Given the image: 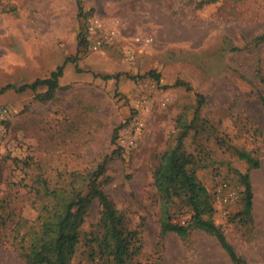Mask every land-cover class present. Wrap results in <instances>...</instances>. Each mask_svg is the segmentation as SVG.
Segmentation results:
<instances>
[{
    "label": "rangeland",
    "instance_id": "374dc122",
    "mask_svg": "<svg viewBox=\"0 0 264 264\" xmlns=\"http://www.w3.org/2000/svg\"><path fill=\"white\" fill-rule=\"evenodd\" d=\"M206 1L82 0L79 14L75 0H0V88L46 78L76 55L51 98H42L46 87L0 94V264H55L50 226L77 195L85 199L66 226L80 240L70 264H101L81 240L103 212L87 188L100 166L98 187L137 231L130 264H232L197 228L189 226L185 239L162 232L152 175L181 123L191 125L183 150L202 185L212 195L226 182L238 194L226 205L213 203L215 224L246 264H264V42L255 40L264 33V0ZM91 16L103 32H115L96 51L90 39L78 47ZM178 80L190 90L171 87ZM135 120L142 125L136 146L117 147L116 134ZM245 173L250 218L241 217ZM190 214L175 199L168 221L187 226Z\"/></svg>",
    "mask_w": 264,
    "mask_h": 264
},
{
    "label": "trees",
    "instance_id": "16d2710c",
    "mask_svg": "<svg viewBox=\"0 0 264 264\" xmlns=\"http://www.w3.org/2000/svg\"><path fill=\"white\" fill-rule=\"evenodd\" d=\"M215 0H207L214 2ZM78 13H82V0H75ZM200 4H203L200 3ZM78 47L86 46L85 33L79 31ZM258 42H264V33L255 38ZM80 53V51H79ZM76 56V55H75ZM73 58H66L64 62L50 72L49 76L43 79L19 86L6 84L0 88V94L12 89L16 92L31 90L35 92L40 87H46L43 99L51 98L58 87V80L63 74V67L68 61H74ZM148 76L159 81V75L150 71ZM104 79H110V76H104ZM183 86L190 90L188 83L176 81L171 87ZM200 96V95H197ZM199 104L201 101L198 102ZM195 111V114L197 113ZM191 125L181 123V130L177 133L175 145L167 148L159 158L158 165L153 171V186L157 189L161 197V229L162 232H175L179 238L185 239L188 235V227L197 228L211 237L215 238L220 247L225 251L232 264H246V261L240 257L233 249L231 244L224 238V234L219 226L214 222V206L212 195L195 174V161L183 150V138ZM239 157L250 165V168L259 167V161L252 157L249 152L238 151ZM102 166L91 179L88 185L89 193H92L100 202L103 212L99 217L95 228L90 232L89 238L86 236L85 245L88 246L91 256H98L101 264H130L133 257L138 254L139 246L135 245L137 241V231L126 228L123 222L122 213L117 210L107 194L98 187L96 177L102 172ZM244 187L243 208L241 217L250 218L252 214V189L248 173L240 176ZM85 196L77 195L76 199L65 201L66 212L64 217L56 224L51 225L50 229L56 234L54 239L53 255L55 264H70V257L74 253L76 245L80 242L78 235H69L66 233V226L73 217V208L81 206ZM183 201L191 211L189 223L187 226L174 225L168 221V210L171 203L175 200Z\"/></svg>",
    "mask_w": 264,
    "mask_h": 264
},
{
    "label": "built area",
    "instance_id": "2783aa9c",
    "mask_svg": "<svg viewBox=\"0 0 264 264\" xmlns=\"http://www.w3.org/2000/svg\"><path fill=\"white\" fill-rule=\"evenodd\" d=\"M86 34V40H89V49L91 51H96L100 48L103 43L108 42L109 39L114 37L115 32L109 30L108 32H103V23L94 16L88 17L84 21ZM130 51L128 52V54ZM132 58V56H129ZM6 114L5 109H0V141L2 135L1 121L4 119ZM141 123L137 120L131 121L128 125L123 127L121 131L116 134L115 142L116 146L123 150L129 151L136 146L138 134L141 132ZM212 193L213 203L218 205H226L230 202L235 201L238 198V194L235 190L229 187L226 182H221L217 185ZM176 225L184 226L185 221L181 220Z\"/></svg>",
    "mask_w": 264,
    "mask_h": 264
}]
</instances>
